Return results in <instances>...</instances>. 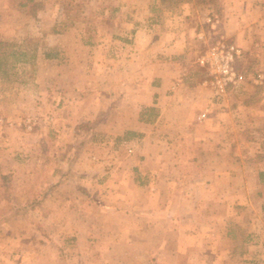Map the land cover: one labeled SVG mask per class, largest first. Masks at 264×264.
Listing matches in <instances>:
<instances>
[{
    "label": "rangeland",
    "instance_id": "rangeland-1",
    "mask_svg": "<svg viewBox=\"0 0 264 264\" xmlns=\"http://www.w3.org/2000/svg\"><path fill=\"white\" fill-rule=\"evenodd\" d=\"M262 30L264 0H0L4 48L28 52L20 61L6 56L0 72V264H93L90 230L118 226L106 211L113 198L121 206V195L143 194L142 152L150 161L158 151L163 162L183 163L170 153L169 138L154 136L170 124L149 126V138L134 143L124 137L134 132L122 121L121 98L133 56L147 37L164 34L186 38L185 51L172 58L188 65L191 81L206 79L215 109L235 112L199 128L202 135L221 132L216 156L195 151L190 166L171 174L178 193L186 186L190 195L176 203L170 222L178 244L171 263L264 264ZM218 39L238 48L234 67L242 75L222 95L200 63ZM122 178L134 186L117 185ZM16 211L22 213L12 216Z\"/></svg>",
    "mask_w": 264,
    "mask_h": 264
},
{
    "label": "crops",
    "instance_id": "crops-1",
    "mask_svg": "<svg viewBox=\"0 0 264 264\" xmlns=\"http://www.w3.org/2000/svg\"><path fill=\"white\" fill-rule=\"evenodd\" d=\"M260 32L264 34L263 30ZM260 36L261 34H258L256 38H252V41H257ZM151 41L152 43L149 44ZM186 45V38L180 34L178 36L164 34L159 35L158 38L154 36L153 39L147 37V43L133 56L137 59L136 68L134 70L133 66L131 67L134 74L131 79L127 78L125 84L123 83L122 87L126 92L121 98L122 105L125 107L123 111L125 117L122 121L128 123L125 124V128L133 130L136 134L125 139L129 144L134 143L141 138H149L150 133L146 132L149 126L158 127L164 122L170 124V128L154 136L156 139L169 138L172 146L170 153L182 156L183 163L177 165L175 162H163V155L158 154V151L154 152L155 158L150 161L148 154L142 152L145 157L140 158L143 161L136 164L137 169L144 174L145 178L147 177L145 180L141 177V180L137 181L143 194L136 197L132 194L121 195V206L114 204L117 202L113 198V205L106 211H109V216H115L121 220L117 222L118 226L106 227L104 231L98 232L90 230L88 235L95 238L91 239L90 246V249L96 251L92 258L93 264L117 262L119 264H172L173 253L177 251L178 244L174 241L175 226L170 222L173 223L176 215V203L179 200L187 201L190 195L185 186L186 181L182 183L185 190H182L181 194L178 193L176 188L178 180L171 174L176 169L190 166L192 162L188 161L187 157L194 156L195 151L200 154L206 150L211 156H216L219 149L214 146V143L221 136V132L208 130L202 135L199 133V128L205 122L220 124L221 119L225 121L226 116L231 115V112L235 115L234 110L229 107L215 109L214 104H211L207 98L211 94V88L206 79L191 81L187 76L190 73L188 65L179 61L175 55L172 58L170 53H181L185 51ZM126 73L129 77V72ZM181 91L185 93L182 95ZM169 100L170 102L167 103ZM149 105L157 108L158 115L154 121L145 122L139 119V113L143 107ZM224 111H227V114ZM130 114L135 116L131 124H129ZM195 139L199 140L194 142L193 147H189ZM208 171H213L211 176L214 177L218 170L213 163ZM133 183L134 181L130 179L122 178L121 183L117 185L130 187L134 186ZM205 184L209 186L210 183L207 181ZM111 197L115 196L111 195ZM134 203L138 206H132ZM132 219L145 221H141L140 226H127L126 220ZM28 254L23 255V258L31 260L32 257L30 258Z\"/></svg>",
    "mask_w": 264,
    "mask_h": 264
},
{
    "label": "built area",
    "instance_id": "built-area-1",
    "mask_svg": "<svg viewBox=\"0 0 264 264\" xmlns=\"http://www.w3.org/2000/svg\"><path fill=\"white\" fill-rule=\"evenodd\" d=\"M238 53L239 50L235 45L218 39L200 57V63L209 69L212 77L210 84L216 95H222L228 84L241 81L242 75L234 67V60Z\"/></svg>",
    "mask_w": 264,
    "mask_h": 264
},
{
    "label": "trees",
    "instance_id": "trees-1",
    "mask_svg": "<svg viewBox=\"0 0 264 264\" xmlns=\"http://www.w3.org/2000/svg\"><path fill=\"white\" fill-rule=\"evenodd\" d=\"M29 1H32V0H29ZM9 43L7 42H4L2 40H0V72H5V68H2L3 65H6L7 64V57L6 56H14L16 57V61H20L21 59H25L27 58V54L28 52L25 51V50H10V51H7L6 48H4L5 46H8ZM57 56V53L56 52H46L45 53V57L47 58H56ZM30 58L33 57V55H29ZM158 115V110L155 106L153 105H149V106H146L144 107L141 112L139 113V119L145 121V122H152L155 120V118L157 117ZM136 133L135 132H132V131H127L124 135V137L126 138H129L133 135H135ZM4 178H7V175L4 176ZM22 211L25 212V209L22 208ZM20 213L22 212H19V211H16V212H13L12 216H17L19 215Z\"/></svg>",
    "mask_w": 264,
    "mask_h": 264
}]
</instances>
